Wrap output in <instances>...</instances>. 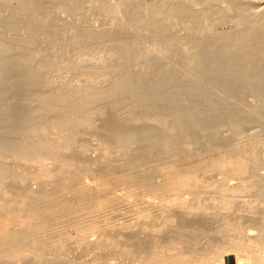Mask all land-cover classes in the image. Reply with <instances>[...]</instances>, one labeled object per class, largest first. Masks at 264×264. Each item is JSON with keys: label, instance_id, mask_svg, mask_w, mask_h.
I'll list each match as a JSON object with an SVG mask.
<instances>
[{"label": "rangeland", "instance_id": "rangeland-1", "mask_svg": "<svg viewBox=\"0 0 264 264\" xmlns=\"http://www.w3.org/2000/svg\"><path fill=\"white\" fill-rule=\"evenodd\" d=\"M107 1L41 0L39 79L28 88L23 100L21 113L26 119L19 122L18 112L0 118V264H140L139 255L132 257L129 251L176 245L179 238L197 243L201 234L203 239L212 232L209 226L219 225L226 216L233 217L240 205L264 193V165H260V159H264V102L254 106L258 89L249 83L225 80L236 66L248 61V55H238L237 63L227 56L232 44L216 39L233 28L232 24L219 25L223 7L231 0H185L192 5L188 6L189 18L192 9H197L196 21L180 17V12L163 10V17L170 16L162 19L167 24L164 33L160 32L162 22L158 17L154 25L149 24L155 14L144 15L146 8L157 1L130 0L124 7V0H117L119 9L115 11L113 1L109 3L112 5ZM258 2L264 6V0ZM119 11L126 18L123 24L117 21ZM201 31L205 32L197 36L195 45L202 57L194 61L188 58V52L194 50L191 39ZM167 45L171 56L162 66L156 67L154 57L149 63L139 59L142 51ZM246 46L249 51L253 48ZM237 47L233 53L245 46ZM138 50L141 52L137 54ZM253 53L254 62L250 61L257 65L255 60H259L264 74V44ZM107 54H111L110 59ZM125 58L128 61L123 64ZM171 62L179 64L175 63L173 73L177 79L172 70L168 71L167 66L174 64ZM209 70V76L192 80ZM183 74L189 76L184 78ZM189 77L192 86L199 88L194 89L199 93L192 94L193 98L185 92L189 91V86L185 87ZM168 78L173 83L167 84H174L171 89L163 84ZM118 80L125 81L121 84L126 88ZM178 80L186 82L175 84ZM116 82L123 88L117 86L121 93L111 88ZM158 84L171 90L167 92L170 96L164 95L169 100L175 98L176 107H181L180 117L188 116L192 124L197 120L196 125L207 120L206 130L196 138L191 130L194 124L188 128L192 133L181 131L186 126L180 124V129L178 124L175 132L179 129L184 135L182 139L178 136L174 150L166 146L169 141L157 137L158 128L149 123L163 120L169 113L166 108L153 107L163 94ZM132 86L148 90L152 96L147 95L153 99L146 98V92L133 95L137 89ZM128 87L132 98L127 97ZM150 87L161 92L154 95ZM123 90L127 91L125 99ZM262 91L264 88L259 93ZM112 92L124 100L118 101L112 94L113 100ZM230 95L234 97L230 102H234V110L245 104L248 108L244 105L240 110H251V115L238 109V114L230 113L234 118L227 115L225 111L232 105H225L226 110L222 102ZM182 103L186 105L183 110ZM189 103L191 112L186 110ZM252 109L256 113L252 114ZM220 111L227 115L224 120ZM227 118L236 122H226ZM175 132L170 135L176 136ZM169 136L166 140H172ZM186 141L195 143L190 147ZM129 142L138 144L131 148ZM185 203L187 207L182 206ZM190 206L197 212L192 213ZM229 233L238 235L240 230ZM231 254L241 264L238 254Z\"/></svg>", "mask_w": 264, "mask_h": 264}, {"label": "bare ground", "instance_id": "bare-ground-1", "mask_svg": "<svg viewBox=\"0 0 264 264\" xmlns=\"http://www.w3.org/2000/svg\"><path fill=\"white\" fill-rule=\"evenodd\" d=\"M112 1L111 2L113 4V6L115 5V7H113V6H111V7H113V11H115L114 9L118 8L119 2L117 0H112ZM125 1H127V3H128L130 0H124V2H123L124 4L121 2V4H123L124 7L126 5ZM155 1H157V3L155 5H153L152 7L150 5V7L146 8V10L144 9L145 10L144 15L150 16L151 13L155 14L154 19H152L153 17L150 16V17H152L150 20H152V21L154 20V21L152 23H149V24L154 25V23L156 22L155 20L158 17V20H160L162 22V24L160 25V32H162V33H164L163 31L166 30V25H167L166 23H163L164 20H162V19H165L164 17H170L168 13H166L168 15H166V16L164 15V17H163V14H162L163 10H165L164 12H166V10H169L171 14L176 13V12H180L181 13L180 17H182L184 19L190 15V13H189L190 11L188 10V6L192 7V5H190L189 3H188L189 5H187L186 2L184 3L185 0H155ZM186 1H188V0H186ZM94 2H95V0H94ZM107 3H108V5H112V4H109L110 0H109V2L107 1ZM126 8H124V9H126ZM214 10L215 9H213V11ZM121 12H123V11H121ZM121 12L120 11L118 12V14H121L118 16L121 19L119 18V20H117V21L122 20L121 23L123 24L126 22L125 21L126 18H124V19L122 18L125 15H122ZM116 13H117V10H116ZM124 13H125V11H124ZM192 13H193V15H192ZM192 13H191V17L193 18L192 21L193 20L196 21L197 9H192ZM209 13H212V11H210ZM191 17L190 18L188 17L189 20L191 19ZM236 18H237V20L234 21V19H236ZM166 19H168V18H166ZM230 24L233 25V28L231 30H227V31L225 30L220 36L216 37L217 42H223V43L229 42V45L232 44L231 46H229L230 49H228V51H227L228 52L227 56L229 58H233V60L235 61L236 59H238L237 58L238 55H241V58L248 55V61L245 62L243 60L244 61L243 62L240 60V62H243V63L236 66L237 68H234L231 71V73H229L228 76L225 77L226 78L225 80L228 82H232V83H236V81L246 82V83H249L252 88L254 87V90L258 89V91H256L257 96H255L256 94L255 95L253 94V95L255 96V98H258L257 101L259 103L258 102L257 103L253 102V103H254V106L260 107L259 104L264 102V96H263L264 91H262L263 95L261 93H259L264 88V74L262 72V68L259 67L260 66L259 60H257V59L255 60V61H258V64L256 65L254 63L257 67L255 66L256 68L253 69L254 64L252 62H254V60L252 61L251 59H252V56H254L253 51H255V48L257 46L264 44V6L261 3H259L258 0H251V1H249V0H231L230 5H228L227 7H223V15H221V18L219 20V25H221V26L222 25L226 26V25H230ZM118 25H119V22H118ZM201 30H204V29H201ZM206 30L212 31V28L206 29ZM203 32H205V31H201L199 33L196 32L195 37L191 39V41L194 45L193 46L194 50H193V52H190V53L188 52V55H190L188 57L189 59H193V60L196 58L198 59L199 55H200V57H202L200 52H199V48L197 50V45H195V43L197 42V36H202ZM177 36L180 37V34H177ZM248 44L251 45V47L253 46V48H251V51H249L248 50L249 47L247 48V46H246ZM237 46H239V47L245 46V47H244V49L239 51V53H237V52L233 53L234 51H238V50H235L236 48H238ZM171 47H170V50H171ZM245 48H246V50H248L247 53H246ZM172 49H173V47H172ZM233 49H234V51H233ZM139 51L140 50L137 51V54ZM113 52H117V51H113ZM211 53H212V51H210V54ZM40 54H41V0H0V118L1 117L4 118L6 116L5 117V119H6L8 115H10V114L12 115L13 113L18 112L19 116H20V117L19 116L18 117L21 118L20 120L18 119V121L20 122L22 120L21 121L22 123H23V121H25L26 118H24L23 113H21V110L24 109L23 100H24V97L26 98V93H27L28 88H30V86H32L37 81V79H39V78H37L39 76L37 74H38V69L40 67L39 66L40 60L38 61ZM171 54H173V52ZM107 55H108V58H109V55L111 57V54H107ZM113 55H114V53H113ZM168 55L171 56L169 54V46L167 45L165 47H160L157 49H147V50H145V52L142 51L141 56H139V59L141 58V59H143V61L148 62V60H150L151 57H154V59L152 58V60H155V63H156L155 65H158L156 67H159L160 65L162 66V63H164L166 61L165 58H168ZM111 60H113V58ZM126 60H127V58L123 59V61H122L123 64H124V62L126 63ZM152 60H151V62H153ZM204 60L207 61L208 59H204ZM229 60H231V59H229ZM237 61L238 60H236L235 62H237ZM171 63H174V64L167 66V68H168V71L172 70V74H173V73H175L174 68H176L177 65H179L178 64L179 62L178 63L171 62ZM175 63L177 65H175ZM110 64H108L109 67H110ZM251 64H253V65L251 66ZM104 65H106V64L104 63ZM150 65H147L148 69L149 68L152 69V66H150ZM155 65L153 62V67ZM119 67H120V65H119ZM178 67H180V66H178ZM209 73L212 74V72L210 70H209V72H206V73L201 72L200 74H197V76L194 74L195 76L193 75L194 77H192V80H195V81L197 79L202 80V77L209 76L208 75ZM167 74L169 75V73H167ZM185 74H187V73H185ZM180 76H181V72H180ZM182 76L184 78H187L189 75H187V77H185L186 75L184 76V74H183ZM169 78L167 79V82H165L163 84H165L166 87H167V85H169V87H167V88L171 89L173 87L172 85H174V84L171 85L172 87L170 86L172 80H171V82L168 81ZM171 78H172V76H171ZM190 78L191 77H189V83H188V80H186L188 85H186L187 84V83H185L186 81L183 82L185 79L182 81L178 80L177 83H175V84H179L178 82H183V83H185V87L189 86L188 87L189 91H186V89H185V92H189L188 96L189 97L192 96V98H193V95H195L194 93H199V92H195V90H197L198 87H195L196 88L195 89L194 86H192L193 83H192V80H190ZM173 79H174V77H173ZM175 79H177L176 76H175ZM179 79H182V77H179ZM164 81H166V79L163 80V82ZM123 82H121V83L125 84V81H123ZM119 83H120V81L118 82V84ZM167 83H170V84H167ZM116 84H117V82H116ZM118 84L115 86L113 85L111 87L113 89V91L115 90L114 87L117 88ZM123 84H121V85L123 86ZM161 84H162V82H161ZM121 85H119L118 87H120ZM165 85H163V86H165ZM194 85H196V84H194ZM139 86H137V88H139ZM175 86H177V85H175ZM181 86L184 89V85H179L180 88H181ZM132 87H133V89H137V88H134L135 86H132ZM157 87L161 88V87H159V84ZM157 87H155L156 91L152 90V88H154V87H150L149 90L151 92L154 91L153 94L155 92L160 93L161 90L157 89ZM124 88H126V86ZM180 88H179V91H180ZM119 89H123V88L120 87ZM140 89H141V87H140ZM140 89H137V90L139 91ZM147 89H148V87H147ZM147 89H145V90H147ZM164 89H165V87H163V89H162V93H163L162 96H160L161 94L158 95V96H160V98L158 97L160 99L159 103L156 101L157 105L153 106V107H154V109L156 107L157 108L156 110H159V109L162 110L163 108H166V110L168 109L167 113L168 112L169 113L166 115V118H164L163 120L155 119L152 122L149 121V123L151 126L154 125L158 128L157 137L158 138L162 137V138H165V141H169V143H167L168 145H166V146H168V147L171 146L170 148L172 149V146L174 144H176L175 143L176 140L177 139L180 140L178 136H181L183 134V132L186 133V131H189L192 133L191 130L193 128V135L192 136H194L196 138L198 134H202V132L204 130H206L207 120L205 119L204 123H202L203 125L202 124L196 125V122H197V120H196L195 124L193 123L194 124L193 125L192 122L190 121L191 118H188V116L185 113L184 114L187 116L186 118H183V115L180 117L181 107H180V110H179V108L176 107L177 104L175 102L176 101L175 98L171 97V99L169 100V98L165 97L164 92H165V94H167L168 90H170V89H167V90H164ZM109 90H111V89H109ZM117 90H118V88H117ZM124 90H126V89H124ZM127 90H128V92L124 91L121 95L124 96L126 94L125 92H127L129 94L130 93L129 90H131V87ZM137 90L134 91L132 94L133 95L135 94V96H139V95L143 96V94L146 92L144 94L145 97L146 98L149 97L147 95V94H149V93H147L148 90L143 91L141 89L143 91V93H141L142 92L141 91V92H139L140 94L138 93ZM157 90H160V91L158 92ZM248 90L251 92V94L254 92L252 89H248ZM221 91H223V90H221ZM135 92H137L138 95H136ZM170 92H171V90H170ZM174 92H176L175 93L176 95L179 93V92L177 93V91H174ZM180 92H182L183 94L185 93L184 90L180 91ZM108 93H110V92H108ZM157 93H156V96H157ZM172 93H173V89H172ZM218 93H220V91ZM112 94H113V96H115L116 93L114 94V92H112L111 96H110V97H112L113 100H115V98L117 96H115V98H114L112 96ZM151 94L152 93H150L149 95L152 96ZM259 94H261V95H259ZM109 95L107 97H109ZM131 95L129 94V96H127V97H129V98L134 97V96L130 97ZM154 95H153V97H154ZM209 95L206 94L205 96H209ZM123 96H121V97H123ZM169 96H170V94H169ZM188 96H185V97L187 99H189ZM196 96H197V98H199L198 95H196ZM212 96H214V95L212 94ZM212 96H209V98H211ZM229 97H231V95L228 96L227 101L228 100H230V101L222 102L224 104V108L226 110L228 108L227 106L232 105L234 103L233 101H232L233 103H230L231 99H234V97L233 96H232V98H229ZM123 98L125 99V96ZM137 98H139V97H137ZM149 98H151V100L153 99L152 97H149ZM116 99L118 101L124 100L121 98L120 99L116 98ZM128 99L126 98V100H128ZM206 100H207V98H206ZM149 101H150V99H149ZM140 102H143V101H140ZM191 102H193V100H191ZM190 103H189V105H190ZM209 103H210V101H209ZM141 104L139 103L138 105H141ZM179 104L181 105V103H179ZM184 104H186V102H184ZM184 104L182 105V110L185 109V108H183V106L184 107L186 106ZM223 104L221 105V107L219 104L218 107L220 109H223L222 108ZM227 104H229V105H227ZM225 105H227V106H225ZM244 105H241V106H239V108L237 107L236 109L241 111L242 109L240 110V108H243ZM233 106L234 105H232V109H230L231 111L227 110L229 112L224 110L225 113H228L227 115L232 116L233 114H238L235 112L236 109L234 110L235 107L233 108ZM246 106L247 105H245V107ZM262 106L264 107V105H262ZM262 106H261V108H262ZM190 108H191V105L188 108L186 107V110L189 109L190 110L189 112H191ZM247 108H248V106H247ZM214 110L215 109L213 108V110H211V111L213 113H215ZM178 111L180 112L179 114H178ZM242 111L241 112L245 113L246 116L251 115V114H249V113H251V110H249V112H245V111H248L247 109L242 110ZM252 111H253V109H252ZM184 112H187V111L184 110ZM220 112H223V111H220ZM232 112H233V114H230ZM254 112L256 113V111H253L252 114H254ZM225 113L224 112L222 113L223 114L222 116H224V117L221 116L222 119L226 118L225 116H227V115H225ZM187 114H188V112H187ZM261 114L262 113H260L259 116ZM188 115H190V113ZM190 116L192 117V119H195L197 115H194L195 116L194 117L191 114ZM231 116H229V117H231ZM255 117H258V116L256 115ZM15 118H16V116H15ZM232 118H234V117L232 116ZM244 118H246V117H244ZM259 118H263V117H259ZM259 118H258V120H259ZM239 119L242 121L245 120L242 117H240ZM12 120H14V117ZM16 120H17V118H16ZM230 120H228V118H227L226 122H228V121L230 123L236 122V119L233 120L234 122H232ZM190 122H191V125H190ZM237 122H240V121H237ZM199 123H201V122H199ZM178 124H179V127H177ZM180 124L183 126H186L187 129L185 127V131L182 128L181 131H183V132H180L179 129H178L179 132L178 131L175 132L176 127L181 129ZM197 124H198V122H197ZM238 124H240V123H238ZM190 126H192L191 130H188V128ZM233 128H235V127H233ZM174 132H175V135L177 136V138H176V136H174L175 139H174V137L171 136L172 133L174 135ZM187 134H188V132H187ZM169 135L172 137V140H166V137L168 139ZM170 136H169V138H171ZM186 137L189 138V135ZM180 138L182 139L183 136H181ZM184 138H185V136H184ZM192 138L193 137H191V139ZM195 138H193L192 140H194ZM178 140H177V142L179 143ZM188 140H190V139H188ZM195 141H194V143H195ZM140 143H142V142L140 141ZM186 143H187V141H186ZM192 143H193V141H191L190 144H188V145L191 147L194 144V143L193 144ZM128 144H130L129 146L132 148L133 146H136L138 143L129 142ZM174 146H176V145H174ZM176 148H177V146H176ZM174 149H172V150H174ZM182 149L187 150L189 148L188 147H182ZM260 163H261L260 165H264V159H260ZM256 172H257V174H260L259 171H256ZM261 174L264 176V173H261ZM262 183H264V179L262 180ZM263 195H264V193H263ZM263 195H258L259 198L256 197L257 199L256 198L251 199L249 201H246L242 205H240L238 209H235L236 211H235L233 217L231 216V218H229V216L228 217L226 216V217H224L223 221L221 223H219V225L215 226L216 225L215 224L214 227L209 226L210 232L211 231L212 232L209 234V229L205 230L208 232L209 235H206L205 238H203V239L201 238L202 234H201V236L199 234L200 239L197 238V243H195L196 240H193L192 238H189V239H192L193 243L190 242L191 240L190 241L187 240L188 238L187 239L184 238L186 240H181L182 238H179V241H178V239H176L177 242L174 241V243L176 242L175 243L176 245H174V244L173 245H151V246L143 247L140 251H129V254L131 256L134 255L135 258H137L136 257L137 255H139L138 260L140 259V261H138V263H140V264H224L225 255L231 254L232 252H235L238 254L239 261L241 264H264V198H260L261 196L264 197ZM226 202H228V201H226ZM189 205H191V204H189ZM182 206L187 207V204L186 203L182 204ZM194 207L190 206L192 213H193V211L197 212L196 207H195V209H194ZM202 228L198 229L199 233L202 232V231H200V230H202ZM237 230H240V233H239L240 236H239V234L238 235L237 234L231 235L229 233L230 231L237 232ZM203 231H204V229H203ZM195 234H198V232ZM134 256H132V257H134Z\"/></svg>", "mask_w": 264, "mask_h": 264}, {"label": "crops", "instance_id": "crops-1", "mask_svg": "<svg viewBox=\"0 0 264 264\" xmlns=\"http://www.w3.org/2000/svg\"><path fill=\"white\" fill-rule=\"evenodd\" d=\"M224 264H238L237 256L234 254L225 255Z\"/></svg>", "mask_w": 264, "mask_h": 264}]
</instances>
